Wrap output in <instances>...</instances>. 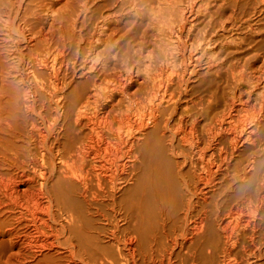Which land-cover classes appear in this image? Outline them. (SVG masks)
<instances>
[{"label":"bare ground","instance_id":"obj_1","mask_svg":"<svg viewBox=\"0 0 264 264\" xmlns=\"http://www.w3.org/2000/svg\"><path fill=\"white\" fill-rule=\"evenodd\" d=\"M0 264H264V0H0Z\"/></svg>","mask_w":264,"mask_h":264}]
</instances>
